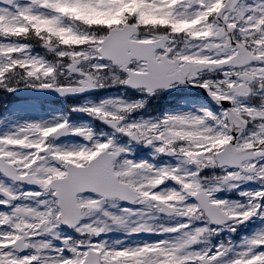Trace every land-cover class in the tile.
<instances>
[{
	"label": "clouds",
	"instance_id": "clouds-1",
	"mask_svg": "<svg viewBox=\"0 0 264 264\" xmlns=\"http://www.w3.org/2000/svg\"><path fill=\"white\" fill-rule=\"evenodd\" d=\"M39 2L35 0V3ZM206 6L211 8L214 5L209 2ZM123 7L135 5L125 4ZM229 8L235 12L234 17L226 15L228 9H225L219 13V19L214 17L211 22L207 21L208 13L198 11L195 4L187 12L176 9L178 15L168 11L158 13L166 15V19L159 23H141L137 12L124 13L122 26L127 28L131 39L149 42L154 56L158 58L154 63L165 75L173 78L170 87L151 93L126 84L127 73L120 71L110 60L99 58L100 47L91 41H103L114 30L107 25L78 23L73 28L68 20L62 21L55 13L49 12L30 18L35 31L30 32L29 26L17 30V35L38 38L44 47L55 50L56 56L62 57L51 65L54 74L46 79L26 80L25 72L17 68L24 87L27 84L53 83L57 88H80L84 91L126 86L141 94L142 98H109L78 109L111 129L103 141L91 128L69 127L67 121L41 124L45 132L55 133L49 134L48 138L72 133L82 137L85 143L68 150L54 146L47 138L43 149H38L43 153L39 162L34 152L24 150L36 148L44 140L43 133L29 131L16 136L22 141L20 151L7 149V143H0V171L10 176L14 184L26 182L38 188L35 192H19L0 183V196L3 197L0 203L35 200L34 206L15 203L7 215L0 213V224L7 226L5 231L0 232V264H32L37 261L41 248L75 249L81 244L90 248L95 244L106 249L103 241H92L113 227L132 233H177L171 239L147 244L142 249L145 252L155 250L156 255L166 256L159 264H214L217 261L213 260L214 256L224 257L232 250V243L225 241L216 252H211V238L215 235L212 226L217 224L209 221L200 199L192 195L198 188V196H205L208 201L225 202L216 207L224 220L218 226L233 231L235 225L243 223L254 213L259 202L257 196L262 193H241L248 197L246 204L217 199L215 194L248 180H255L264 186V4L255 3L253 6L244 0L239 4L233 2ZM146 11L151 14L156 10L149 6ZM45 15L50 18H44ZM48 20H55L56 27L45 25L44 21ZM43 28H51L52 31L42 33ZM57 29L62 30L59 35L56 34ZM73 39L83 43H71ZM64 40L69 43H63ZM217 40L219 43H216ZM25 46L0 45V48L19 50ZM23 58V54L14 57L17 60ZM216 72L220 74L219 78L209 77ZM190 85L203 89L222 110L213 113L207 107H200L194 112L165 113L163 117L154 119L134 116L146 109L150 97L159 95L158 90ZM225 102L227 107H223ZM120 137H127L128 144L121 146L117 142ZM100 143L105 145L107 153L103 160L111 162L113 184L131 198L121 200L86 189L76 197L80 219L74 224L65 223L63 216H58L61 209L56 203L57 197L52 194V185L44 188L31 181L33 177L44 180L54 175L46 169H71L66 161L74 152L94 151ZM136 144L150 146L156 156L165 154L173 158L177 162L175 167H154L143 161L133 162L124 154L129 145ZM126 161L133 164L129 165ZM206 169H219V172L211 171V174L205 175L203 170ZM169 177L175 181L176 187L157 190ZM157 180L159 184L155 183ZM58 182L53 179L52 184ZM85 193H92L96 198ZM41 196L46 199H36ZM117 201L147 209L150 216H162L151 223L137 222L127 208L120 214L103 210L102 205L115 207ZM40 206L43 210H38ZM167 221H175V224L169 225ZM196 222H203V226H194ZM61 224L78 235L76 238L65 237L61 246L55 247L52 241L60 237L57 226ZM37 231L47 235H42L44 238L35 242L26 239L30 233ZM252 241L264 245V230L243 240V250L223 261V264H253L258 257L257 264H264V255H261L264 252L254 251L257 247L250 243ZM194 245H198L199 249L193 250ZM26 250V254H20ZM66 259H71V255L60 251L53 264H65ZM101 264L106 262L102 259ZM148 264L157 262L150 258Z\"/></svg>",
	"mask_w": 264,
	"mask_h": 264
},
{
	"label": "rangeland",
	"instance_id": "rangeland-1",
	"mask_svg": "<svg viewBox=\"0 0 264 264\" xmlns=\"http://www.w3.org/2000/svg\"><path fill=\"white\" fill-rule=\"evenodd\" d=\"M134 1L136 3L138 12L143 17L150 18V19H160L163 16H166V15L158 14V13L165 12V11L171 12L173 15H178L179 13L175 11L176 9H179L180 12H187L191 9L192 4H195L196 9L198 11L208 13V16H207L208 22H211L212 20V17L210 16L209 13L212 11L213 12L215 11L216 9L215 5H220L222 3V0H134ZM209 2H211L214 6L211 8L207 7L206 5ZM247 3L253 4L254 6L255 3L264 4V0H247ZM50 5H59L60 7L71 11V13H73L74 15H85V18H84L85 22H91L92 25L95 24L94 16H97L100 12H102V10L106 11V9H108V7L110 6L107 0H40L39 3H35V0H14L13 7L10 10L0 7V26H2L3 29L8 31L9 33L17 35V30L22 27V21H21L22 18H26L30 20V18L33 16L40 15L41 13L47 14L49 12L55 13L60 18V16L58 15V8L50 7ZM149 6H151L156 11L150 14L148 11H146V9ZM200 7L202 9H200ZM227 15L234 17L235 12L227 14ZM44 18H50V17H47V15H45ZM52 27L55 28L56 25H52ZM43 29L47 31L46 28H43ZM246 31H250V30L246 29ZM216 43H219V41L217 40ZM13 44H22V43L16 40L14 37H8V39L0 37V45H13ZM93 44L98 45V43L97 44L93 43ZM257 46L258 47L260 46L259 43L257 44ZM41 50L43 52H46L47 54H51V53H48V51L45 49H41ZM21 54L23 55L26 54L30 57L43 60L38 54L33 53V52L29 53L27 51V47H26L25 53H20L16 51L9 52L7 48H0V63H4L5 61L8 60L9 57L14 58L16 56H20ZM52 54L53 55H51V57L54 58L53 59L54 64H49L45 60L43 61L49 65H55L56 61L61 58L56 56L55 51L52 52ZM39 75L40 73L38 74V76ZM219 76H220L219 73L209 74V77L212 79L219 78ZM18 83L21 84L20 86L24 87L23 82L20 81L19 77L11 76L10 79H7L8 87H11V88L17 87ZM122 92L123 91L120 90L118 93H110V94L107 93L96 99L94 98L80 99L73 106H71V109L80 111L78 109L84 105L90 107L93 104H98L102 100H107L109 98L111 99L120 98L119 95ZM8 93L10 92L7 91L4 87H0V95L5 96ZM181 94L183 93H180V94L177 93L174 95L171 94L170 96H167V97H164L162 94H159L158 96L156 95L157 98L159 99V102L161 103L171 102L173 106V102H175L176 100L180 102L179 104L177 103L170 109H168V107H165V109L162 108L161 110H158L160 111L158 113V118L163 117L165 113L189 112V111H195L200 107H204L200 100L189 99L188 97L181 96ZM137 96L138 98H142L141 94H138ZM80 112L88 116L86 112H83V111H80ZM216 112L217 111L213 113H216ZM62 121H64L62 117L51 113L48 107L46 106L44 108V112L40 115H37L35 113L34 103H31V102H25V103L24 102H15V103L5 102L3 104H0V136L15 133L18 128H20L26 123H39L42 125H47V124H54L56 122H62ZM70 125L71 127H87L88 128L85 121L74 120L72 121ZM106 134L107 133H104V138ZM29 138L31 139L32 137L30 136ZM51 141L53 142L54 146L62 147L68 150H72L73 148L85 143L83 140H81L80 143L67 142V141H54V140H51ZM101 141L103 140L101 139ZM120 145L124 146V144H120ZM6 148L14 149L17 151L22 150L19 145H16V146L7 145ZM103 148L97 145L94 151L74 152V154L69 158L67 162L82 165L85 161L88 160V158L94 156ZM150 149L152 148L150 147ZM24 151L34 152L35 150L26 149ZM77 153H82V154H77ZM126 154L127 153L125 152L124 155L126 156ZM41 155H43V153H39L36 156L37 162H39V158ZM146 155L148 156L154 155V151L148 150V153H146ZM141 161L143 160H140L137 162H141ZM176 163L177 162L173 158H165L159 162L160 165H156L154 167H163V168H168L170 166L175 167ZM248 182H250L252 185H260L255 180H248ZM0 183H3L4 185L9 186V187H13L19 192L38 191V190L31 189L32 187H29V186L27 187L26 186H16L15 184H12L11 181H8L7 179L1 176H0ZM174 183L175 181H173L171 177H169L164 182V184L158 186L157 190H167L170 187L175 188L176 186ZM245 184H247V181H244L242 183H237L234 188L221 189L219 192L215 194V196L217 199H223L225 201H230V202L238 201L237 197L241 196V193H245V194L247 193L246 190L241 189V186H245ZM253 187L254 186H251L250 188H253ZM231 191H234V192H231ZM258 191H263V190L259 189ZM230 192L232 193V195L230 194ZM84 195L90 196L91 198L95 199L94 196H91L89 194H84ZM36 199L38 200L42 198L37 197ZM15 203H23V204H28L29 206H34L35 200L30 199V200H25V201H15L13 202V204H10L9 208H3L2 203H0V213L7 215ZM139 207L140 206L137 205V207L130 209L127 205L122 206L117 202H116L115 207H113L112 205H102L103 210H107L113 214H120V211L123 212L127 208V211H129V213L133 215L134 221H137V222L147 221L151 223L154 217L148 214L147 209H138ZM38 210H43V206H40ZM137 213L139 214L137 215ZM86 219H90V218H86ZM167 223L169 225H174L175 221H168ZM241 224H245V222ZM6 227H7L6 225L0 224V232L5 231ZM244 230L245 229L238 224L234 226L233 231H228L226 228L221 229L219 231V232H223L226 241H230L232 243V250L226 256L218 257L217 261L214 262V264H223V261L227 260L232 255H235L236 253L243 250V243H242L243 240L247 238H251L254 234L258 232L257 230H254L253 232L245 233ZM229 232H232V233H229ZM157 233L158 232H152V231H141V232L132 233V232L124 231L117 227H113L109 231L101 233L98 237H94L92 242L98 243V242L103 241L107 246L105 250H107L109 253H115L120 250L128 251L129 254L124 255V256L110 255L108 264H138V262L139 264H148V261L150 258L155 260L157 264H159V261L161 260L157 258L155 250H151L149 252L150 257H148L146 253H142L141 251L143 249L142 237L147 236V238H151ZM30 234L31 236H39L40 237L39 240L44 238V237H41L42 235H47L46 233H40L39 231H37L35 234L33 233H30ZM125 234H135V236L134 238L129 240L130 236L128 235L127 238H125L124 237ZM229 234H234V237L233 238L228 237ZM53 235H54V232H53ZM176 235L178 234L177 233H167V236L164 239H171L175 237ZM71 236L72 235L60 234V237H62L63 239L65 237H71ZM150 243H153V242L152 241H150L149 243L146 242L144 243V245H147ZM83 246H86V247L83 249ZM93 246H95V244H93ZM218 247L219 245H216V248H214L213 251L211 250V252H216L218 250ZM71 249L72 248H67L65 250L72 252ZM86 249H89L88 245L81 244V245L75 246V252H72L74 256L71 257L74 264H79V262L82 259V256L79 257V255ZM57 250L58 248H41L39 252L37 253V261H34L35 263L32 262V264H53L55 259L50 258V253L52 251H55L57 253ZM94 250L97 251L96 249ZM193 250H196V249H193ZM133 251L139 254H132ZM254 251L264 252L261 246L257 247ZM165 258L166 256H164V259ZM258 259L259 257L253 261V264H257Z\"/></svg>",
	"mask_w": 264,
	"mask_h": 264
},
{
	"label": "snow or ice",
	"instance_id": "snow-or-ice-1",
	"mask_svg": "<svg viewBox=\"0 0 264 264\" xmlns=\"http://www.w3.org/2000/svg\"><path fill=\"white\" fill-rule=\"evenodd\" d=\"M50 7H57L59 11L63 12L65 9L59 5H50ZM55 20L44 21V24L55 25ZM52 31L51 28L47 29ZM39 29H37V32ZM60 29L56 30V34L59 35ZM128 35L124 32H110V34L104 38V44L100 47V59H108L116 66L120 71H123L128 74V79L125 81L126 84L140 88L146 89L149 93L157 89H164L170 87V81L172 77L165 75L160 67L157 66L154 61H157L158 58L154 56L151 47L148 46H139L133 45V52H126L123 49L128 45ZM63 43H69L68 40H64ZM71 43L82 44V40L73 39ZM26 47L19 50H8L9 52H20L25 53ZM62 58V57H61ZM160 63H163L162 61ZM17 68H20L25 72V79L41 80L48 77H52L54 74V68L51 65H48L43 60L24 55L23 59L17 60L13 57L8 58V62L0 63V87H4L7 91L12 92L15 89L8 87L7 79L8 74L14 72ZM131 72L137 73H146L143 77L139 79H134L131 77ZM37 73H40L38 76ZM159 77V79H157ZM179 78V77H177ZM29 88L36 89H55L60 94L65 93H77L82 91L80 88H70V87H60L57 88L53 83H41V84H27L25 85ZM207 85H205L206 87ZM207 114V113H206ZM62 121L61 123H63ZM55 127L54 125L52 126ZM29 131H34L37 133H43L44 140L34 148L36 151L35 155L39 153L38 149H43L42 145L46 142L49 134L55 135L54 132L48 133L42 129L41 124L39 123H26L23 127L17 129L15 133L7 134L0 136V143H7L8 145H19L22 143L21 140L16 139L15 137L21 133H26ZM99 147L103 148L105 145L100 143ZM163 151L162 149L160 150ZM82 154V153H77ZM125 163L132 165L133 162L126 161ZM46 171L52 172L54 175L48 177L44 180H39L33 177L31 182L41 184L44 188H48L49 185H52L53 192L52 194L57 197L56 203L61 209V213H58V216L62 215L65 223L74 224L77 220L80 219L79 214L76 210V197L78 193L83 191L90 190L92 192L101 193L104 196H114L119 197L121 200L130 199V195L119 190L115 187L112 182L111 172V162L110 160H102L94 163L93 165L88 166L86 169H63L57 171L54 168L46 169ZM0 174L10 178L5 172L0 171ZM127 174V173H126ZM53 179L59 181L56 184H52ZM156 184H159L160 181H155ZM185 187H190L186 185ZM197 191H193L192 195L197 196L201 201V205L204 206L205 210L208 213L209 221L216 224H222L224 222L223 218L217 213L216 207L225 203L223 201L211 200L208 201L205 196H198ZM262 194L257 196V200L260 201L264 199V191H261ZM172 198V197H169ZM259 215L261 218H264V205L257 203L254 213L249 215L247 219L243 222L248 221L251 217ZM254 247H260L264 245H258L255 241L250 242ZM154 247V246H153ZM93 249L97 251L93 255L88 256L87 264H101L103 259L106 264H108L109 256H124L129 254L127 250H120L115 253H109L107 250L103 249L100 246H91L89 251ZM63 251V250H61ZM72 252H75V249H71ZM142 251V250H141ZM132 254H139L133 251ZM261 255H264L262 253ZM219 256H214L213 260H217ZM65 264H74L72 259H66ZM239 264V262H237Z\"/></svg>",
	"mask_w": 264,
	"mask_h": 264
},
{
	"label": "trees",
	"instance_id": "trees-1",
	"mask_svg": "<svg viewBox=\"0 0 264 264\" xmlns=\"http://www.w3.org/2000/svg\"><path fill=\"white\" fill-rule=\"evenodd\" d=\"M132 10H133V9L131 8L129 11H122V15L117 16V17H119V18H118V19L115 18V20H116V21H122V20H123L124 13H125V12H132ZM101 19H103V21L100 22L101 24H94V25H102V24L106 25V23H107V24L110 23L109 20L107 21V19H105V18H101ZM104 19H105V20H104ZM105 21H107V22H105ZM113 21H114V19H113ZM89 25H92V24H89ZM37 39H38V38L33 39V40L36 41Z\"/></svg>",
	"mask_w": 264,
	"mask_h": 264
},
{
	"label": "water",
	"instance_id": "water-1",
	"mask_svg": "<svg viewBox=\"0 0 264 264\" xmlns=\"http://www.w3.org/2000/svg\"><path fill=\"white\" fill-rule=\"evenodd\" d=\"M232 2L234 1V2H236L237 0H231ZM231 9V8H230ZM124 30V29H123ZM128 36H129V34H127Z\"/></svg>",
	"mask_w": 264,
	"mask_h": 264
}]
</instances>
